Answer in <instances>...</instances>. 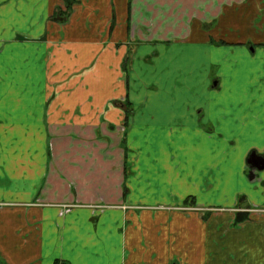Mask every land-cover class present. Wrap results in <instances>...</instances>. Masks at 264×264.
Returning a JSON list of instances; mask_svg holds the SVG:
<instances>
[{"label":"crops","instance_id":"1","mask_svg":"<svg viewBox=\"0 0 264 264\" xmlns=\"http://www.w3.org/2000/svg\"><path fill=\"white\" fill-rule=\"evenodd\" d=\"M64 9L0 0V264H264V0Z\"/></svg>","mask_w":264,"mask_h":264},{"label":"water","instance_id":"2","mask_svg":"<svg viewBox=\"0 0 264 264\" xmlns=\"http://www.w3.org/2000/svg\"><path fill=\"white\" fill-rule=\"evenodd\" d=\"M247 164L250 168L249 174L253 175L255 171L264 170V157L257 155L256 152L253 151L247 159Z\"/></svg>","mask_w":264,"mask_h":264},{"label":"trees","instance_id":"3","mask_svg":"<svg viewBox=\"0 0 264 264\" xmlns=\"http://www.w3.org/2000/svg\"><path fill=\"white\" fill-rule=\"evenodd\" d=\"M63 2H64V8H65L64 11L60 12L59 10L58 13L54 15V17L57 16V18L60 21H64L67 19L70 8L73 4V0H63Z\"/></svg>","mask_w":264,"mask_h":264},{"label":"rangeland","instance_id":"4","mask_svg":"<svg viewBox=\"0 0 264 264\" xmlns=\"http://www.w3.org/2000/svg\"><path fill=\"white\" fill-rule=\"evenodd\" d=\"M249 50L252 52L253 51V48L251 47V48H249ZM258 55V54H257ZM131 58V57H130ZM128 65H129V63H128ZM126 66H127V64H126ZM215 68V67H214ZM194 208V207H193ZM193 208H191V209H193Z\"/></svg>","mask_w":264,"mask_h":264}]
</instances>
